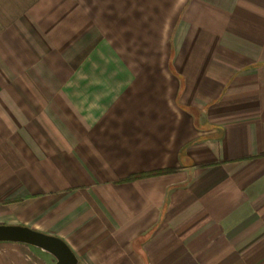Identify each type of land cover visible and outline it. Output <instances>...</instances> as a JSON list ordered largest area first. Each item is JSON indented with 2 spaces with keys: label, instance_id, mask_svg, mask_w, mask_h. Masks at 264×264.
<instances>
[{
  "label": "crops",
  "instance_id": "crops-1",
  "mask_svg": "<svg viewBox=\"0 0 264 264\" xmlns=\"http://www.w3.org/2000/svg\"><path fill=\"white\" fill-rule=\"evenodd\" d=\"M1 225L75 264H264V0H0Z\"/></svg>",
  "mask_w": 264,
  "mask_h": 264
},
{
  "label": "water",
  "instance_id": "water-1",
  "mask_svg": "<svg viewBox=\"0 0 264 264\" xmlns=\"http://www.w3.org/2000/svg\"><path fill=\"white\" fill-rule=\"evenodd\" d=\"M0 240L23 241L39 246L61 259L63 264H70V255L59 241L20 228H0Z\"/></svg>",
  "mask_w": 264,
  "mask_h": 264
},
{
  "label": "trees",
  "instance_id": "trees-1",
  "mask_svg": "<svg viewBox=\"0 0 264 264\" xmlns=\"http://www.w3.org/2000/svg\"><path fill=\"white\" fill-rule=\"evenodd\" d=\"M136 177V176H134ZM132 177V179L134 178ZM131 180V178H130ZM0 228H20V229H24V230H27V231H30V232H33V233H36V234H39V235H42V236H45V237H49V238H52V239H55L57 241H59L60 243H62L64 245V247L67 249V251L69 252V255L70 257L72 256L73 257V261L71 262L72 264H75L76 263V258L73 254V252L70 250L69 246L66 244V242H64L62 239L60 238H57V237H54V236H49V235H45V234H42L40 232H37V231H34V230H31L29 228H26V227H22V226H5V225H1ZM58 262L59 264H63V262L61 261V259L58 258ZM70 263V264H71Z\"/></svg>",
  "mask_w": 264,
  "mask_h": 264
}]
</instances>
